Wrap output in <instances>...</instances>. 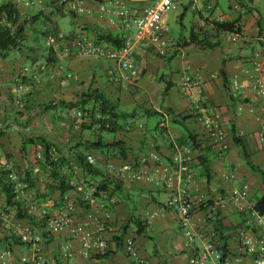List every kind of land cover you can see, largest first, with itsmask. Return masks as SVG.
Listing matches in <instances>:
<instances>
[{
  "label": "crops",
  "instance_id": "1",
  "mask_svg": "<svg viewBox=\"0 0 264 264\" xmlns=\"http://www.w3.org/2000/svg\"><path fill=\"white\" fill-rule=\"evenodd\" d=\"M49 1L31 0L29 5L18 4V7L21 8L24 17L41 11L48 14L55 8V4H51ZM112 1L69 0L63 12H69L70 3L73 2H80L84 12H75L76 18H72L75 27L67 33L61 31L56 18H54L57 32L70 35L82 31L89 36H96L101 32V34H111L124 38L133 32V28L126 29L116 13L103 14L101 12V7L110 6ZM261 1L200 0L195 6L190 0L180 1L179 6H182L184 12L181 24L185 34H182L183 36L175 41L174 47L169 52L170 56L166 57L167 59L149 51L142 52L138 56L141 76L135 86L129 87L122 84L118 87L117 80L120 79V73L114 62L67 55L63 50V42L50 46L51 51L49 54L47 53V57H42L38 61H36L37 56L33 52L26 54V59L22 60V51H18L20 54L19 57L17 55L15 58V63L12 61V64H7L6 60L0 61V77L4 78L13 72L18 74L22 72L21 77L24 78V82L34 84L35 79H40V75L32 73V65H39L38 69L41 70L44 62L46 65L42 70H46L43 74L46 83L37 86V90H41V92L38 94L34 92V95L29 96L30 92L26 93L25 86H20L19 89H14L17 96L14 100L25 96L30 103L37 101L45 104L49 101L71 103L78 102L80 96L91 89L104 92L111 101L118 100L120 109L123 103L132 105V109L137 110V114L141 111L145 113V110H150L158 111L162 117L170 109L175 115H186L192 109L200 106L203 109L199 112L200 117L185 122L189 130L192 131V122L193 126L195 122L197 129L201 128L202 119L210 116L207 114L209 108H205L212 107L219 114L222 126L226 131L224 148L220 145H209L205 154L210 166V182L207 181L205 169L199 164V161L194 167L198 181L204 191L212 193L213 189L218 192L222 188H230L234 184L247 183L251 187L250 199L257 201L264 194V177L259 172L250 169L242 148L233 140L231 126L236 127L249 161L264 171V146L260 143V133L264 121V101L259 98L255 90V74L252 66V60L256 55L264 63V20L261 12ZM146 6L147 3L142 2L129 4V7L136 11H140ZM60 15H64V13ZM212 20L220 22L239 20L242 29L240 38L234 40L236 33L217 31L210 23ZM41 24L38 22L32 26H40ZM44 26L45 29L52 27L50 22ZM191 34L197 35L199 39H205L212 43L218 42L219 44L214 49L190 44ZM172 56L174 57L168 62V58ZM222 69L229 81V91L224 86V79L221 76ZM187 76L200 81L201 94L197 89L183 91L182 83ZM160 77H163L161 81L159 80ZM167 81L173 83L174 86L170 89L168 96L162 99ZM235 83L238 84V89H236ZM230 95H233L234 101L231 100ZM8 104L9 102L2 94L0 83V112L6 110ZM252 108L255 110L253 115L249 112ZM136 119L137 117L132 119L130 125L141 126L142 130L138 128L132 133H116L117 141H123V145L127 149L128 158L122 159L105 151L108 163L115 165L134 164L140 167L142 159L149 157V153L155 151L169 159L173 154V146L168 145L167 138H179L187 134L183 126L174 124L182 129H173V135L170 133V136H167L162 133L161 128H157L155 133L160 129L162 137L160 139L149 137L150 134L145 130V125L137 124ZM7 132L0 136V152L16 154L19 151L21 137L15 130L9 129ZM193 132L198 133L199 131ZM97 168L106 176L104 167L98 166ZM147 168L149 173L153 174L151 164ZM229 174L235 176L234 181L226 180L224 176ZM154 178L156 177L154 176ZM89 180L96 181L99 180V177H91ZM113 188V185L110 186L109 197L96 199L93 211L102 215V207L109 209L111 222L108 224L113 226L125 227L131 221L124 236L136 239L143 259L150 264H190L189 254L184 249L185 239L178 227V218L174 213L164 208L169 195L162 186L147 181L128 180L117 188ZM258 191H261L260 197L257 195ZM72 192L75 191L72 190ZM70 194L68 197L71 199L65 201L67 193L63 196L59 193L60 201L55 203L45 201L44 206L53 204L56 208L63 203L75 204L78 217L84 218L83 210L78 203H74L73 195ZM163 195L166 197L165 199H161ZM148 214L154 216L150 222L146 220ZM36 215L38 216V213ZM241 215L233 207L224 210L221 217L224 230L234 231L241 223ZM22 220L27 221L26 218H22ZM137 221L144 226V231L141 234L137 232L139 229ZM174 228L175 232H173ZM147 231L167 234L170 236V240H164L149 250L143 244L144 240L149 237ZM176 232L179 236L176 235ZM180 236L181 238H179ZM123 238H113L111 235H107L109 252L98 260L81 258L78 254V244L73 242L67 234L54 237L45 244L44 249L52 264H132L125 254ZM13 239L14 237L0 236V252L7 245H11L16 254L25 253L26 248L19 245L17 241H13V244ZM227 241L229 250H234V241L231 238H228ZM65 252H72L74 256L65 258Z\"/></svg>",
  "mask_w": 264,
  "mask_h": 264
},
{
  "label": "built area",
  "instance_id": "2",
  "mask_svg": "<svg viewBox=\"0 0 264 264\" xmlns=\"http://www.w3.org/2000/svg\"><path fill=\"white\" fill-rule=\"evenodd\" d=\"M30 1L13 0L20 5H29ZM180 1L182 0H113L110 6H102L101 12L116 13L126 29L133 28V32L126 35L123 40L98 41L80 31L70 35L51 34L47 45L50 47L63 42V50L67 55L112 61L120 73V79L117 81L125 86H135L141 76L138 56L142 52L149 51L159 57H166L174 47L175 41L169 35L166 19L167 14L176 9ZM190 1L195 6L200 0ZM59 2L63 5L69 1ZM132 2L147 3V6L140 11L132 10L129 7ZM70 10L84 12L80 2L70 3ZM239 38V34L234 36V40ZM252 66L255 74V90L259 98L264 101V63L258 59V55L252 60ZM200 85L198 79L187 76L183 80L182 89L185 92L197 89L201 94ZM234 85L236 89L239 88L237 83ZM196 109L197 113L203 111L200 106ZM205 109L209 110L207 114L210 116L202 119L201 136L198 140L201 138L209 145H220L224 148L226 131L220 116L212 107ZM249 112L253 115L255 110L252 108ZM78 116L83 117L81 112H78ZM133 126H128V130ZM29 130L27 128V131ZM176 140V137L171 138L173 154L169 159L155 151L149 153V157L142 159L140 167L134 164L107 163L105 165V177L109 181L107 190H100V184L95 181L89 184L83 182L75 187L76 197L72 199L83 210L85 217L82 219L76 213L75 204L63 203L56 208L54 205H43L42 211L38 212L37 205L33 201L27 200L26 204L22 202L20 196L27 185L6 162L4 171L7 172L11 184L12 202L17 212L12 213L0 204V236L14 237L12 243L17 241L26 248V252L18 255L11 245H7L0 252V264H52L44 247L48 241L60 234H67L73 242H76L79 246V256L87 260H98L108 254L107 235L113 238L124 237V251L132 264H150L143 259L136 239L124 236V226L108 224L111 222L109 209L102 207V215L92 210L96 199L109 197L110 186H115L116 183L123 184L128 180L155 183L168 193L169 197L164 208L178 218V227L185 239L184 249L189 254L190 264H264V215L255 209L257 201L250 199V185L234 184L218 192L213 189L214 194L204 191L194 170L201 152L190 141L179 144ZM260 143L264 146V121ZM38 158L43 159L44 154L39 153ZM87 161L90 165L98 167L95 156L88 155ZM150 164L153 174L149 173L147 168ZM224 177L226 180H235V176L231 174ZM67 198L65 201L69 200ZM20 204L23 207H19ZM229 207L236 208L238 213L242 214L240 225L232 232L225 231L224 226L219 228L216 223L221 220L223 211ZM19 210L27 216V221H23V217L18 215ZM153 218V215L148 214L146 220L150 222ZM228 238L234 241V250H229ZM73 256L72 252L64 253L65 258Z\"/></svg>",
  "mask_w": 264,
  "mask_h": 264
},
{
  "label": "rangeland",
  "instance_id": "3",
  "mask_svg": "<svg viewBox=\"0 0 264 264\" xmlns=\"http://www.w3.org/2000/svg\"><path fill=\"white\" fill-rule=\"evenodd\" d=\"M5 0H2V2ZM60 0H50L49 3H60ZM0 0V3H2ZM58 2V3H57ZM261 12L264 20V0L261 1ZM60 6V4H58ZM57 8V7H56ZM183 8L182 6H178L176 9L170 11L167 14V24L169 27V35L173 38L174 41L178 40L182 34H185V30L182 27V15H183ZM32 16L31 14L26 15L27 18ZM24 17V18H26ZM189 17V16H188ZM56 20L59 24V27L63 33L70 32L74 29L75 25L73 23V19L71 15L65 11L64 15L56 14ZM30 22V21H29ZM27 23L26 30V49L22 51V60L26 59V54L33 52L37 56V60H41L42 57L46 58L49 54L50 48L47 45V40L49 36H45L44 34V25L40 26H32L31 23ZM186 24L188 23L185 22ZM48 53V54H47ZM20 54V53H19ZM18 51H13L10 53L8 59L1 58L0 61L6 60L7 64H12V61L15 63V58L19 57ZM170 56V55H168ZM41 70L38 69L39 65H32V73H36L40 75V79H35L34 84H29L28 82H24V78L21 77V74L16 72L11 73L10 75L7 74L6 77H0V83L2 85V94L6 97L9 104L6 106V110L0 112V131L3 133H8L9 129L17 131L19 133V137L25 136L29 137H45L49 139V141H54L53 144L56 149V153L52 155L54 159L58 158L59 156H63L69 158L76 152L82 153L86 159L88 155H93L98 160V166H102L105 168L107 164V155L102 150L92 149L91 147L88 148L92 143H95L98 140V137L101 136L104 141L106 142H113L116 141L118 136L108 133V132H100L97 128H84L82 125L86 123L85 119L80 118L78 116V112H83V110L90 109L91 105L86 107H80L79 109H73L70 107L65 108H57L55 110L49 111L47 113H39V104L40 102L30 103L27 100V97L22 96L17 100H14L16 96V92L14 93V89L17 90L20 86H25L26 93L30 95H34L40 93L41 90H37V86L41 83H46L45 76L43 75L46 70H42L44 67V62L42 64ZM151 86V84H150ZM30 87V88H28ZM154 88H156L154 86ZM28 96V94H26ZM32 98V97H31ZM16 102V103H15ZM116 102V101H114ZM132 105H126L123 103L121 105V109L125 110V112L132 113L134 109H132ZM123 112V111H122ZM85 114V113H84ZM137 124L142 123L145 125V130L149 132L150 136L153 138L160 139L162 134L160 133L161 130L159 129L158 132L157 128L162 129V133L170 136L169 134L172 133L173 129H182L173 124L170 117L168 116V120H163V116L160 115H153L147 116L144 111H141L137 114ZM132 119H128V121L124 122V125H129ZM164 121L165 125L162 127L159 126L160 123ZM122 122V123H123ZM11 123V124H10ZM168 124V125H167ZM87 125V124H85ZM136 125V124H135ZM27 128L30 130L27 131ZM136 130L140 127L133 126ZM172 128V130H170ZM202 128V126H201ZM192 129L193 131L198 130L201 131L200 128L197 129V125L193 126L192 122ZM142 130V128H141ZM144 131V130H143ZM134 132V131H132ZM11 134L13 132H10ZM198 135V134H197ZM200 135V134H199ZM172 138V137H171ZM170 138V139H171ZM20 147L22 146V138H20ZM168 145H172V141L167 138ZM179 139V138H177ZM187 143V142H186ZM57 146V147H56ZM44 154V149L40 146V142H38V146L28 145V155L27 157L23 156L20 151H17L16 154H8V153H1L0 152V171L1 169L4 170L6 167V162L10 164L15 172L20 176L21 181L26 184L25 190L22 192L20 198L22 202L24 201L26 204L27 200L33 201L37 205V211H42L44 202H51L55 203L60 201L59 199V191L57 190L56 181L53 180L51 177V168L49 166H45V156L43 159L38 158V154ZM9 158H7V156ZM69 156V157H68ZM29 172L32 176V182H26V175ZM73 179L75 180L74 186L77 187L81 183L89 184L92 180L89 179H82L81 173L78 174V168L73 164V169L71 170ZM106 179V177H102L95 182L101 184L102 181ZM108 180V179H107ZM95 183V185H96ZM116 183V182H115ZM97 184V185H98ZM115 188L120 185L118 183L114 184ZM47 193V194H46ZM73 195L72 198L76 197V194L70 191ZM67 196L68 197V194ZM70 194V195H71ZM258 197L261 196V191L257 193ZM166 197L163 195L161 199H165ZM68 199H71L68 197ZM64 200V198H63ZM12 202V201H11ZM0 204L5 207L7 210L12 211V213H16L15 205L8 207L7 205V194L5 191L2 190L0 186ZM53 206V204H51ZM23 205L20 204L19 207ZM19 215V213H18ZM235 219V218H234ZM236 220V219H235ZM175 228L173 232H175ZM147 235L149 236L148 239L144 240L143 244L145 248L152 250L155 245L162 243L164 240L169 241L170 236L162 233H158L155 231H147ZM176 235L177 232H176ZM179 236V235H178ZM181 238V236L179 237Z\"/></svg>",
  "mask_w": 264,
  "mask_h": 264
},
{
  "label": "trees",
  "instance_id": "4",
  "mask_svg": "<svg viewBox=\"0 0 264 264\" xmlns=\"http://www.w3.org/2000/svg\"><path fill=\"white\" fill-rule=\"evenodd\" d=\"M69 1V0H68ZM58 3V2H57ZM67 3V2H66ZM65 4L58 6V4H55V8L51 13L45 14L43 11L34 14L32 16H29V18H24L21 12V8L18 7V4L14 3L11 0H5L2 3H0V57L3 59H6L9 57L10 53L13 51H24L26 49V35L27 30L26 26L27 23H31L32 25L35 23H42V25H45L47 23H51V29H44V35L50 36L57 32L55 21H53L54 18H56V14H62L64 13L63 9L65 8ZM53 4V3H52ZM57 7V8H56ZM72 18H76V14L73 11L68 12ZM26 16V15H25ZM184 15H182L183 19ZM211 25L219 32H228V33H236L241 35L242 29L239 24V20L232 21V22H220L217 20H212ZM50 26V25H49ZM85 33V32H84ZM86 34V33H85ZM87 35V34H86ZM89 36V35H88ZM93 38H96L98 41L108 40L113 42H118L123 40L120 36H113L111 34H101L99 32L96 34V36H90ZM189 43L191 44H197L202 48H210L214 49L218 46L217 43H212L205 39H199L197 35L191 34L189 38ZM51 51V50H50ZM167 57V56H166ZM161 57V58H166ZM169 57L168 62L171 61L173 58ZM167 59V58H166ZM221 76L224 79V86L229 91V81L227 79V76L224 72V70H221ZM163 77H160L159 80L161 81ZM118 87L122 85V83L119 81L117 82ZM173 83L170 81L166 82L165 90L162 94V99H165L168 96V93L170 89L173 87ZM230 98L232 101H234L233 95H230ZM111 101L110 98L104 93L99 90H89L86 93H83L80 96V99L78 102H71V103H65L64 101H58L53 102L49 101L46 104L40 103L39 104V113H47L49 111L55 110L57 108H65L70 107L73 109H79L80 107H86L88 105H91L90 109L86 107L87 109L81 111L83 119H85L87 125L83 124L82 126L84 128L92 129L97 128L100 132H108L111 134L116 135L118 132L122 133H132L135 129L132 128L131 130H128L129 125H124V122L128 121V119H134L137 116V110L132 111V113H124L120 111L118 100ZM166 115L170 117L173 124L181 125L185 128L187 134L179 137L176 141L179 144L186 143L190 141L193 146L198 149L201 153L198 156L197 160L199 161V164L202 165L205 169L207 181L210 182V166L208 159L206 157L205 151L209 147V144L204 142L203 140H198V137L201 133H194L192 130H189L188 126L185 122H188L189 120L198 119L200 117V114L197 113V109H192L189 114L186 115H175L170 109L167 110ZM85 113V114H84ZM145 114L147 116H153V115H160L158 111H150L145 110ZM166 115H163V120H166ZM124 121V122H123ZM164 121L159 124V126L163 127L165 125ZM123 122V123H122ZM132 126V124H131ZM201 129V128H200ZM231 133L233 135L234 142L242 148L243 154L247 160V164L249 165L250 169L253 171L259 172L264 177V171H261L259 168L254 166L247 156L244 144L242 142L241 137L238 135V132L236 130V127L234 125L231 126ZM4 133L0 131V136ZM198 134V135H197ZM22 146L20 147L19 151L23 154V156L27 157L28 155V145H35L38 146V142H40V146L44 149V156H45V166H49L51 168V177L53 180L56 181L57 190L59 191L60 195L63 196L66 193H69L70 191L74 190V179L72 176L71 170L73 169V164L78 168V174L81 173L82 179H90L99 177L105 178V175L97 168V166H92L88 163L86 157L79 152H76L72 156H68L69 158H66L63 156H59L58 158L54 159L52 155L56 153L55 146L53 142L49 141L45 137H25L22 136ZM202 142V143H201ZM123 141H113V142H106L103 140L101 136L98 137V140L95 143H92L90 146H87L88 148L96 149V150H102L107 151L108 154L118 156L122 159H127V149L123 145ZM57 147V146H56ZM10 155L7 156L9 158ZM108 163V161H107ZM27 179L26 182H32V176L29 172H27L26 175ZM109 185V181L107 179H104L102 183L100 184L99 189L100 190H107ZM0 186L3 191L7 194V204L13 205L14 203L12 201L13 195L11 194V184L8 180L7 172L2 170L0 171ZM119 186V185H118ZM117 188V187H116ZM110 192V191H109ZM255 209L262 215H264V194L261 198H259L256 202ZM19 216L26 218L27 216L24 215L19 210ZM130 222L125 225L124 231H127L129 228ZM138 225V234H141L144 231V226L140 222H136ZM216 223L219 225V228L223 227V224L220 221H216ZM224 229V228H223Z\"/></svg>",
  "mask_w": 264,
  "mask_h": 264
}]
</instances>
